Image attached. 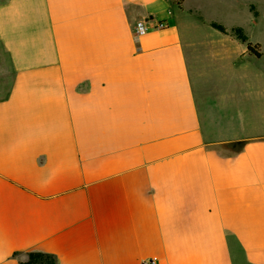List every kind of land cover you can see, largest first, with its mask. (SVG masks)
<instances>
[{"label": "crops", "instance_id": "obj_1", "mask_svg": "<svg viewBox=\"0 0 264 264\" xmlns=\"http://www.w3.org/2000/svg\"><path fill=\"white\" fill-rule=\"evenodd\" d=\"M240 6L248 28L213 18ZM262 15L0 0V264H264ZM146 19L165 27L135 37Z\"/></svg>", "mask_w": 264, "mask_h": 264}, {"label": "trees", "instance_id": "obj_2", "mask_svg": "<svg viewBox=\"0 0 264 264\" xmlns=\"http://www.w3.org/2000/svg\"><path fill=\"white\" fill-rule=\"evenodd\" d=\"M211 27L215 30L221 32V33H228L232 35L237 40L246 43L247 37L244 35L243 30L239 27L232 28L229 31H227L222 25L212 22ZM246 47L249 53L255 54L256 56H260V53L255 51L258 47L256 45H252L251 43H246ZM16 255V254H15ZM19 264H57V259L54 255L38 252V251H32L28 252L26 254V257L24 260L19 261Z\"/></svg>", "mask_w": 264, "mask_h": 264}, {"label": "rangeland", "instance_id": "obj_3", "mask_svg": "<svg viewBox=\"0 0 264 264\" xmlns=\"http://www.w3.org/2000/svg\"><path fill=\"white\" fill-rule=\"evenodd\" d=\"M248 12H249L248 10H245L242 6H240L239 9L236 11V13L233 12V15L225 14V15H220L218 17L214 16L213 18L216 21L223 20L226 23L235 22L238 23L239 25L244 26L245 28H248L247 26L248 18H249ZM261 18L264 19L263 15ZM246 32H247L246 35L251 42H258L260 44L264 43V25H261L253 30H247ZM194 34L199 35V33H194ZM226 34L234 38L232 35L229 34V32Z\"/></svg>", "mask_w": 264, "mask_h": 264}, {"label": "built area", "instance_id": "obj_4", "mask_svg": "<svg viewBox=\"0 0 264 264\" xmlns=\"http://www.w3.org/2000/svg\"><path fill=\"white\" fill-rule=\"evenodd\" d=\"M149 23L150 22L148 19L138 22L133 29L135 37H140L151 29H161L165 27L164 23H156L154 25H149ZM140 264H155V259L149 258L145 261H142Z\"/></svg>", "mask_w": 264, "mask_h": 264}]
</instances>
